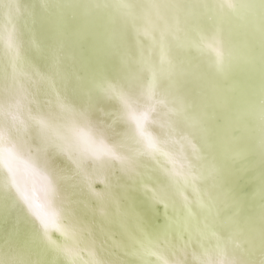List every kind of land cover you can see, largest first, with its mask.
<instances>
[{"label": "bare ground", "instance_id": "obj_1", "mask_svg": "<svg viewBox=\"0 0 264 264\" xmlns=\"http://www.w3.org/2000/svg\"><path fill=\"white\" fill-rule=\"evenodd\" d=\"M137 92L178 149L68 235L0 189V264H264V0H0V97L114 126Z\"/></svg>", "mask_w": 264, "mask_h": 264}, {"label": "clouds", "instance_id": "obj_2", "mask_svg": "<svg viewBox=\"0 0 264 264\" xmlns=\"http://www.w3.org/2000/svg\"><path fill=\"white\" fill-rule=\"evenodd\" d=\"M132 101L120 106L113 126L89 116L37 111L26 99L0 97V189L12 193L46 234L79 231L77 190L103 199L106 194L94 187L97 181L106 182L116 171L131 177L144 159H155L161 149H178L158 108L139 92L132 94ZM132 112L148 114L143 128L147 136L141 134ZM57 155L71 164L72 183L66 181V170L55 164ZM32 201L52 211L60 229L46 230Z\"/></svg>", "mask_w": 264, "mask_h": 264}, {"label": "snow or ice", "instance_id": "obj_3", "mask_svg": "<svg viewBox=\"0 0 264 264\" xmlns=\"http://www.w3.org/2000/svg\"><path fill=\"white\" fill-rule=\"evenodd\" d=\"M127 103V101H125ZM71 111V109H68ZM132 118L137 122V125L139 126L141 130V134L147 136L146 133H144L143 128H144V121L147 120L148 114L145 113H140L137 114L135 112H132ZM149 146L152 148H155L156 145L152 141L151 137H147ZM27 199V196L25 197ZM32 207L33 210L35 211L36 215L40 218L42 224L44 225V228L47 229H60V225L57 223V219L55 214L50 211L44 204L37 203L35 201H32ZM62 233L65 235H68V232H64L63 229H60ZM51 239V237H49ZM53 243H55L53 241Z\"/></svg>", "mask_w": 264, "mask_h": 264}]
</instances>
